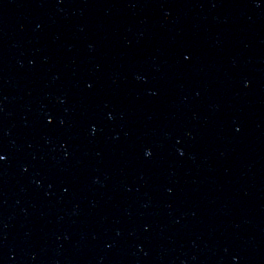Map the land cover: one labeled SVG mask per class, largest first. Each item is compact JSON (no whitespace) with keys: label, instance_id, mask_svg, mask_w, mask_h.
Segmentation results:
<instances>
[{"label":"water","instance_id":"1","mask_svg":"<svg viewBox=\"0 0 264 264\" xmlns=\"http://www.w3.org/2000/svg\"><path fill=\"white\" fill-rule=\"evenodd\" d=\"M0 155V264H264L255 139L1 4Z\"/></svg>","mask_w":264,"mask_h":264},{"label":"snow or ice","instance_id":"2","mask_svg":"<svg viewBox=\"0 0 264 264\" xmlns=\"http://www.w3.org/2000/svg\"><path fill=\"white\" fill-rule=\"evenodd\" d=\"M5 160V157L3 155H0V161Z\"/></svg>","mask_w":264,"mask_h":264}]
</instances>
